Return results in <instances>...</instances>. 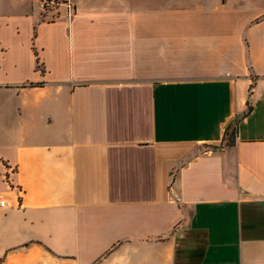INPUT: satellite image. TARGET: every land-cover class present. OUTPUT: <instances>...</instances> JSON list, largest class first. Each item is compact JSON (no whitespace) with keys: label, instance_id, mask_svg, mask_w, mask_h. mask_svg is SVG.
Here are the masks:
<instances>
[{"label":"crops","instance_id":"obj_1","mask_svg":"<svg viewBox=\"0 0 264 264\" xmlns=\"http://www.w3.org/2000/svg\"><path fill=\"white\" fill-rule=\"evenodd\" d=\"M70 1L0 0V264H264V0Z\"/></svg>","mask_w":264,"mask_h":264},{"label":"built area","instance_id":"obj_2","mask_svg":"<svg viewBox=\"0 0 264 264\" xmlns=\"http://www.w3.org/2000/svg\"><path fill=\"white\" fill-rule=\"evenodd\" d=\"M36 4L44 22L54 23L61 19L69 22L75 14V8L70 0H37ZM8 208L10 206L7 199L0 195V210Z\"/></svg>","mask_w":264,"mask_h":264},{"label":"trees","instance_id":"obj_3","mask_svg":"<svg viewBox=\"0 0 264 264\" xmlns=\"http://www.w3.org/2000/svg\"><path fill=\"white\" fill-rule=\"evenodd\" d=\"M235 137V128H231L230 130L226 131V141L230 145L233 143Z\"/></svg>","mask_w":264,"mask_h":264},{"label":"rangeland","instance_id":"obj_4","mask_svg":"<svg viewBox=\"0 0 264 264\" xmlns=\"http://www.w3.org/2000/svg\"><path fill=\"white\" fill-rule=\"evenodd\" d=\"M48 23V22H47ZM229 130H230V128H229Z\"/></svg>","mask_w":264,"mask_h":264}]
</instances>
